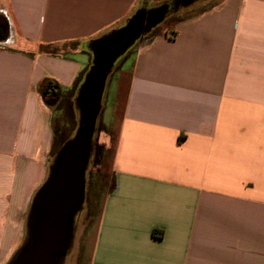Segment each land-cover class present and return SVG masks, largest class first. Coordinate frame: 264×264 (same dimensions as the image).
Instances as JSON below:
<instances>
[{
	"label": "crops",
	"instance_id": "obj_1",
	"mask_svg": "<svg viewBox=\"0 0 264 264\" xmlns=\"http://www.w3.org/2000/svg\"><path fill=\"white\" fill-rule=\"evenodd\" d=\"M140 3L0 0V264L47 179L54 130L40 88L70 90L90 44ZM119 68L111 187L88 264H264V0H212Z\"/></svg>",
	"mask_w": 264,
	"mask_h": 264
},
{
	"label": "rangeland",
	"instance_id": "obj_2",
	"mask_svg": "<svg viewBox=\"0 0 264 264\" xmlns=\"http://www.w3.org/2000/svg\"><path fill=\"white\" fill-rule=\"evenodd\" d=\"M210 3L212 0L196 1L187 7L169 12L161 23L146 32H143V26L140 36L106 67L108 72L104 77L103 84L100 79L98 82H92L82 88L84 84L83 80H80L70 90L57 92L54 98L44 97L52 112L54 130L53 148L47 162V177L49 168L53 164L62 143L72 140L82 126L83 104H86V109L92 108L87 110L86 115L89 151L84 170L83 199L78 210L70 217L68 224L69 242L66 249L58 255L56 264H88L102 200L111 187L112 147L123 94L119 68L121 63L137 49L139 44L149 41L164 27L170 26L177 17L195 12ZM166 4L170 5L171 0H141L140 10L143 9L144 12H147L161 8ZM167 10L169 9L167 8ZM160 24L162 25L160 26ZM102 132L110 136V145H108L110 148L107 154L102 151L100 155L97 147L103 146L98 143ZM28 214L29 211L23 219V244L26 243L28 237Z\"/></svg>",
	"mask_w": 264,
	"mask_h": 264
},
{
	"label": "water",
	"instance_id": "obj_3",
	"mask_svg": "<svg viewBox=\"0 0 264 264\" xmlns=\"http://www.w3.org/2000/svg\"><path fill=\"white\" fill-rule=\"evenodd\" d=\"M143 20L132 22L102 38L95 47L98 65L108 67L140 36ZM88 124L59 155L52 178L39 191L28 231L29 248L12 264H56L69 242L68 224L84 193V170L88 158Z\"/></svg>",
	"mask_w": 264,
	"mask_h": 264
},
{
	"label": "trees",
	"instance_id": "obj_4",
	"mask_svg": "<svg viewBox=\"0 0 264 264\" xmlns=\"http://www.w3.org/2000/svg\"><path fill=\"white\" fill-rule=\"evenodd\" d=\"M196 1H201V0H171V4L170 5L169 4H166L165 6H163L161 8L159 7V8H156V9H153V10H150V11H147V12H144L143 9L140 10V6H139L136 9V11L133 13V15L128 19L126 25L134 22L137 19H140V18L141 19H144L145 20V23L143 25L144 26L143 32L144 31L146 32L148 29H150V28L156 26L157 24L161 23L169 12H173V11L179 9V8L187 7L191 3L196 2ZM167 8L169 10H167ZM104 37H102V38H104ZM102 38H100L98 40H95V41H93L90 44V51H91V55H92L91 63L89 65V67L84 72H82V73H80L78 75V77L74 81L73 86H76V84H78L80 80H83V84L84 85L82 86V88H84L86 85H90L92 82H98V80H100V79H101L102 84H103V82L105 80L104 77H106V74L108 72V68L101 69L99 67V65H98V56H97L96 51H95L96 45L99 43V41ZM101 81H100V83H101ZM57 92H64V91H62L57 86H56V88H54L52 86H48L46 88H44L42 86L40 88V93H41V95L43 97H51V98L53 97L54 98ZM85 106H86V104L84 103L83 104V109H82V118H81V124H82V126L84 125V117H85V119L87 117L86 116L87 115V112H85V109H86ZM91 109L92 108L89 107V110H91ZM76 136L72 140L62 143V145L58 149V151L56 153V156H55V160H54L53 164L49 168L48 177H47L45 183H47L52 178V176H53V174L55 172L56 164H57V161H58V158H59L60 153L69 144H71L75 140ZM97 148L99 149L98 154H100V155L102 154L101 153L102 151H103L104 154H107V152H109L108 150H104V148L101 147V146L100 147L98 146ZM88 151H89V147H88L87 152ZM39 191H40V189L34 195V197L32 199V202H31V205H30V210H29L28 220H27V231H28V225H29L30 216H31L33 207L35 205L36 199L38 197ZM27 234H28V237H27L26 243L21 246V248L18 250V252L15 254V256L13 257V259L10 261L9 264H12L16 260V258H17V256L19 255L20 252H22L23 250H25V249H27V248L30 247V245H31V238H30V235H29V231L27 232Z\"/></svg>",
	"mask_w": 264,
	"mask_h": 264
},
{
	"label": "flooded vegetation",
	"instance_id": "obj_5",
	"mask_svg": "<svg viewBox=\"0 0 264 264\" xmlns=\"http://www.w3.org/2000/svg\"><path fill=\"white\" fill-rule=\"evenodd\" d=\"M138 20H143L144 23H145V20H144V19H141V18H140V19H137V20H135V21H138ZM135 21H134V22H135ZM144 23H143V24H144ZM88 109H89V107H88L87 109H85V112H87ZM84 124H88V121L85 119V117H84Z\"/></svg>",
	"mask_w": 264,
	"mask_h": 264
}]
</instances>
